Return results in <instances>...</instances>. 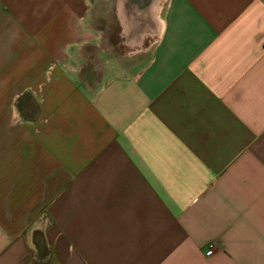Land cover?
<instances>
[{
	"label": "crops",
	"instance_id": "1",
	"mask_svg": "<svg viewBox=\"0 0 264 264\" xmlns=\"http://www.w3.org/2000/svg\"><path fill=\"white\" fill-rule=\"evenodd\" d=\"M93 1L0 0V264H264V0L101 74Z\"/></svg>",
	"mask_w": 264,
	"mask_h": 264
},
{
	"label": "rangeland",
	"instance_id": "2",
	"mask_svg": "<svg viewBox=\"0 0 264 264\" xmlns=\"http://www.w3.org/2000/svg\"><path fill=\"white\" fill-rule=\"evenodd\" d=\"M168 0H94L87 13L90 34L97 44L84 47L99 61L97 69L105 73L112 65L135 64L149 51L157 38Z\"/></svg>",
	"mask_w": 264,
	"mask_h": 264
},
{
	"label": "trees",
	"instance_id": "3",
	"mask_svg": "<svg viewBox=\"0 0 264 264\" xmlns=\"http://www.w3.org/2000/svg\"><path fill=\"white\" fill-rule=\"evenodd\" d=\"M33 242L40 258L42 259L44 256V245H43L42 234L40 232L33 233Z\"/></svg>",
	"mask_w": 264,
	"mask_h": 264
},
{
	"label": "built area",
	"instance_id": "4",
	"mask_svg": "<svg viewBox=\"0 0 264 264\" xmlns=\"http://www.w3.org/2000/svg\"><path fill=\"white\" fill-rule=\"evenodd\" d=\"M214 244L213 243H209L208 245H206V251H205V254L206 255H209L213 252L214 250Z\"/></svg>",
	"mask_w": 264,
	"mask_h": 264
}]
</instances>
